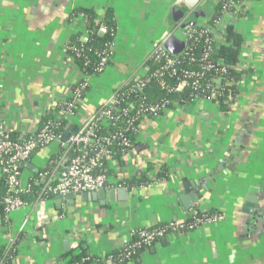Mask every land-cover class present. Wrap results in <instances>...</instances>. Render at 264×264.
Wrapping results in <instances>:
<instances>
[{
  "label": "crops",
  "instance_id": "0c3cea01",
  "mask_svg": "<svg viewBox=\"0 0 264 264\" xmlns=\"http://www.w3.org/2000/svg\"><path fill=\"white\" fill-rule=\"evenodd\" d=\"M217 3L199 0L191 9L185 0H0V125L16 136L36 131L43 115L56 116L73 88L87 81L89 89L69 119L71 130L80 128L123 83L146 75L152 50L182 30L194 11L204 12L192 25H203ZM79 9L99 18L113 12L114 56L98 77H84L67 53L76 34L87 38L86 18L75 16ZM217 23L220 46L231 23L244 39L234 108L192 101L147 118L133 150L106 165L113 189L146 173L148 183L129 188L128 201L79 199L58 207L56 199L47 202L46 219L39 217V205L0 217V250L10 236L22 237L15 264H65L64 255L81 245L106 256L121 249L131 231L187 219L194 209L225 217L169 236L128 264H264V0H244ZM59 150L54 144L27 163L39 172L60 157ZM32 174L24 168L25 180ZM191 182L207 189L185 210L179 197ZM68 241L78 247L66 250Z\"/></svg>",
  "mask_w": 264,
  "mask_h": 264
},
{
  "label": "built area",
  "instance_id": "2783aa9c",
  "mask_svg": "<svg viewBox=\"0 0 264 264\" xmlns=\"http://www.w3.org/2000/svg\"><path fill=\"white\" fill-rule=\"evenodd\" d=\"M96 26L98 36H104L110 32L109 28L104 24L97 22ZM208 32L211 33L207 29L199 30L196 27H189L185 31L187 43L185 49L180 53V57L171 55L163 44H159L153 49L149 59L155 64L162 65L157 70L156 75L162 77L165 72H169V69H172L174 75H177L178 66L182 64V58L185 59L188 55V50L192 47L190 42L199 41L200 38L207 37L208 48L199 59V69L185 70L183 75L177 79L178 82L174 87L168 86L164 79L161 81V85L163 88L179 94L186 89L193 90L192 101L213 100L219 104L223 100L228 107L234 108L236 95L228 94L224 96L227 87L233 86V80L230 79L229 69L224 62L217 61V63H213L211 60L212 53L217 50V46L213 44ZM82 38L80 39L81 43L84 44L88 41V36L86 39ZM217 45L219 44L217 43ZM67 50L80 52L77 48L69 45H67ZM114 51L115 45L111 44L103 53L99 54L100 72L105 70L107 63L111 59L110 57L114 55ZM192 61H196V59L193 58ZM162 70L166 71L161 73ZM148 83L149 78L147 75L136 76L123 83L111 98L99 107L87 123L81 126L78 132L67 141H63V135H58L56 129L62 126V120L68 122L77 113L79 103L89 86L87 81H83L78 85L77 90L72 94L71 101L61 103L60 106L62 108L57 112L53 120L40 123L36 131L14 137L5 125H0V177L5 179L7 188V193L2 201L5 206V218L9 219L13 213L28 207L20 196L21 194L30 193L33 185L40 188L38 205L47 203L49 201L47 199L50 197L53 200L65 199L70 194L97 193L103 189L110 190L116 187L104 172L106 162L114 155L112 148L115 146L122 148L123 152L127 153L133 150L134 144L131 140L124 137L123 130L119 132L118 137L101 138L98 135V128L99 125L113 119V112L119 103L118 98L121 90L125 88L129 96L140 94L144 92ZM171 103L172 101L168 99H162L158 103H150L148 105L131 103L129 111L138 110L139 116L134 117L129 121V124L140 118L142 123L138 128L141 129L143 122L147 118L157 117L160 113L169 109L168 106ZM67 125L71 127L69 123ZM54 144L59 145L61 156L40 170L35 177L30 176L25 180L21 170L22 164L29 162L38 152L46 150ZM75 148L78 149L77 155L71 156L70 153ZM118 187H124V183ZM199 213L195 209L191 211L193 221L190 223L186 220H175L163 227L154 226L131 231L130 240L136 239V241L127 248L124 259L132 260L134 249H140L144 246L153 247L156 243L169 236L191 232L201 226L215 224L225 217L224 214L205 215ZM17 240V237L10 236L4 249L6 255L12 256L13 264H15L17 258ZM107 264H114L111 257L107 260Z\"/></svg>",
  "mask_w": 264,
  "mask_h": 264
},
{
  "label": "trees",
  "instance_id": "16d2710c",
  "mask_svg": "<svg viewBox=\"0 0 264 264\" xmlns=\"http://www.w3.org/2000/svg\"><path fill=\"white\" fill-rule=\"evenodd\" d=\"M243 0H218L215 13L212 16V19L208 22H205L203 25L196 26L199 30H210L211 33L208 32L209 37L212 39L213 44L217 46V50L212 53L211 60L213 63H217V61H222L229 69V77L231 80H239L240 74L237 73L235 70V67L239 64V56L242 50V45L244 42V39L241 34L235 31L234 25L232 23L227 27L225 31V43L224 45H217V37L219 29L216 26V23L220 20V18L229 12H233L235 10V7L242 6ZM82 14L86 20H87V32L86 35L88 36V41L86 43H81L80 39L81 36L84 34H76L68 44L71 47L77 48L80 50L79 53L73 51V50H67V53L70 55V57L75 61V63L80 68V71L84 77H98L101 74H103L107 67L109 66L110 62L113 59L112 55L107 63L105 70L103 72L99 71L100 67V57L99 54L103 53L111 44H115V37H116V25L113 19V12L111 10H108L102 18H99L92 10L87 9H79V11L75 14V16ZM78 17V16H77ZM99 22L101 24L106 25L110 32L107 35L104 36H98L97 35V26L96 23ZM207 37L200 38L199 41H191L192 47L188 50V55L184 58H182V64L178 66V73L177 75H174V72L172 69H169V72H165L166 70H162L161 73L165 72L164 76L156 75L157 70H159L162 65L161 64H155L153 61L149 59L148 61V67L149 71L146 73V75L149 78V83L146 85L144 92L140 94H132L128 95L126 93V89L124 88L119 93L120 97L118 98L119 103L117 104L116 110L113 112V119L108 121L105 124L99 125L98 128V135L101 138L106 137H118V134L121 130L124 131V137L131 140V142L135 141L136 136L139 134L140 130L138 126L142 123V120L140 118L133 122L132 124H129V121H131L134 117L139 116L138 110L129 111V105L131 103H136V105L145 104L148 105L150 103H158L162 99H168L171 100L172 103L168 106V108L176 107L177 105L183 106L187 103L192 102V95L194 94L193 90L186 89L183 93H175L171 92L167 88H163L161 85V81L164 79L166 84L170 87H174L178 80L185 70H198L200 61L199 59L202 57V55L206 52V49L208 48ZM179 56V55H174ZM196 59V61H192V59ZM82 83V82H81ZM80 84V83H79ZM78 84V85H79ZM78 85H76L73 88V92L77 90ZM89 88L85 90V93L87 92ZM117 91V90H116ZM237 92L236 87L233 85L232 87H227L224 96L228 94L235 95ZM85 95V94H84ZM83 95V97H84ZM71 101L68 100L67 102ZM224 111L229 110V107L221 100L219 103ZM61 106L59 105L57 110H61ZM161 114V113H160ZM159 114V115H160ZM120 117V119H118ZM55 116L50 113H46L42 116L41 123L47 122L49 120H53ZM69 121L62 120V126L56 129V133L58 135L65 136L66 132L68 130L71 131V127H68ZM12 136L17 137L16 134L11 133ZM114 152V157L120 156L121 154H124L122 148L120 147H114L112 148ZM78 149L75 148L71 151L70 155L75 156L77 155ZM61 156V154H59ZM109 160H107V163ZM21 170L23 173L24 167L21 166ZM105 174H107V171L105 169ZM37 173L32 174L31 176H36ZM163 175H167V173H163ZM148 177L145 174H142L139 178L132 179L130 181L124 182V186L128 188H142L148 183ZM32 191L27 194H21V199L27 203L28 206H35L38 205V202L40 201V188L36 185L32 186ZM7 193L6 188V181L4 178H1L0 180V217L5 218V206L3 205V198ZM42 200V199H41ZM47 200H53L51 197ZM197 210V209H195ZM205 215H221L222 213L214 210L209 212L199 211ZM178 220V219H177ZM186 220L188 223L193 221V217L191 213L187 217ZM175 220L168 221L167 223H162L158 225L157 227H163L167 225L170 222H173ZM21 238H18L17 240V255L19 252V244L21 241ZM136 239L127 241V243L119 250L109 253L106 256H98V255H92L90 254L87 249H85L82 245L79 246L75 251H71L70 253H67L63 257V262L65 264H107V260L111 257L114 264H128L129 262L133 260H137L140 255L146 251L150 250L152 248L149 246H144L140 249H134V255L132 256V260H126L124 259V255H126V250L128 247L132 246L135 243ZM162 241V240H161ZM4 248L0 250V264H13V259L11 255H6L4 252Z\"/></svg>",
  "mask_w": 264,
  "mask_h": 264
},
{
  "label": "water",
  "instance_id": "95a60500",
  "mask_svg": "<svg viewBox=\"0 0 264 264\" xmlns=\"http://www.w3.org/2000/svg\"><path fill=\"white\" fill-rule=\"evenodd\" d=\"M194 1H196L194 3ZM185 3L191 8L195 9V6L197 3H199V0H185ZM203 10H196L194 11L190 17L187 25L183 26L182 30L174 33L169 38L166 39L164 42V48L171 54V55H179L186 46L187 43V37H186V29L189 27H196L197 25H192L193 22L197 21L201 16H203ZM192 22H191V21ZM79 128L75 127L70 132L65 134L63 137V141H67L72 135L76 134L78 132ZM22 167L29 168L33 172L37 173L38 170L33 167L29 163L22 164ZM219 170H221V167H219ZM186 191L184 194L180 195V201L181 204H183V207L185 210H189L191 207H193L194 204L197 203L201 196V189H207V186L204 185H198L195 182L191 183H185ZM132 191L128 187H119L116 189L111 190H100L97 193H78V194H70L65 199H58L56 201L58 207H61L63 202H68L69 204L75 203L77 200H82L84 203L88 202H97L100 201L102 205L106 204V202H115L117 199L119 201H128L130 199ZM247 201L251 203H256L257 200L254 197H248ZM47 203H42L39 205V217L41 219H46V209H47ZM250 207V206H249ZM177 220V219H174ZM70 247L77 248L78 244L76 242L70 243L69 241L65 243L66 250H69Z\"/></svg>",
  "mask_w": 264,
  "mask_h": 264
},
{
  "label": "flooded vegetation",
  "instance_id": "af4514ba",
  "mask_svg": "<svg viewBox=\"0 0 264 264\" xmlns=\"http://www.w3.org/2000/svg\"><path fill=\"white\" fill-rule=\"evenodd\" d=\"M243 3H244V2H243ZM243 3H242V4H243Z\"/></svg>",
  "mask_w": 264,
  "mask_h": 264
},
{
  "label": "rangeland",
  "instance_id": "374dc122",
  "mask_svg": "<svg viewBox=\"0 0 264 264\" xmlns=\"http://www.w3.org/2000/svg\"><path fill=\"white\" fill-rule=\"evenodd\" d=\"M153 51V50H152Z\"/></svg>",
  "mask_w": 264,
  "mask_h": 264
}]
</instances>
